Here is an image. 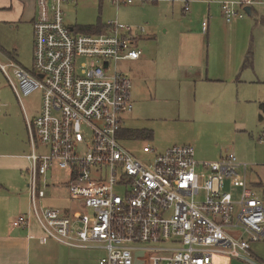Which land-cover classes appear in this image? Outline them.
<instances>
[{
  "label": "built area",
  "instance_id": "2783aa9c",
  "mask_svg": "<svg viewBox=\"0 0 264 264\" xmlns=\"http://www.w3.org/2000/svg\"><path fill=\"white\" fill-rule=\"evenodd\" d=\"M77 1L36 0L37 74L14 63L1 65L20 100L42 93L35 122L27 116L29 214L18 216L13 228L28 229L34 219L42 244L101 248L106 254L99 264L251 261L252 244L264 239V200L247 182L248 165L234 154L199 162L190 145L163 152L147 145L144 161L128 152L120 134L123 116L134 108L132 81L120 67L142 51L133 28L117 21L108 23L106 33L75 34L64 6ZM183 2L189 11L190 3ZM255 4L261 3L233 0L221 7L231 22ZM58 185L67 186L78 205L44 208L48 191ZM236 188L239 199L232 193Z\"/></svg>",
  "mask_w": 264,
  "mask_h": 264
},
{
  "label": "rangeland",
  "instance_id": "374dc122",
  "mask_svg": "<svg viewBox=\"0 0 264 264\" xmlns=\"http://www.w3.org/2000/svg\"><path fill=\"white\" fill-rule=\"evenodd\" d=\"M133 1L114 6L107 0H78L64 6L66 23L75 27V34H93L80 28L96 27L108 21L133 28L150 25L157 32L155 47L158 49L167 39L163 35L165 29L171 31L176 25L178 30L173 19L181 15L182 3L178 0ZM260 12L264 15V11ZM201 22L202 19L193 20L192 26L197 27ZM225 23L222 16L212 18L208 39L217 44L215 55L222 63L227 62L228 57L235 59V56L251 54L252 66L242 69L238 80L205 83L201 91L198 82L199 85L191 84L170 75L146 76L150 68L143 69L141 74L143 79L149 77L147 81H140L136 78L138 75L129 70L132 64L121 65V70L132 81V99L137 97L139 101V105L134 103L131 113L123 116V125L129 129H148L152 137H120V143L143 161L147 158L143 150L147 145L159 152L176 145H190L199 162H215L234 154L240 163L248 165L247 182L263 198L260 185H264V119L260 121L259 117H264L261 110V103L264 104V27L257 26L249 15L231 24ZM237 24L241 27L237 28ZM149 41L151 39L137 44L143 55L154 48V43ZM34 51V29L27 26L11 31L0 27V156L17 153L24 156L32 152L27 116L35 122L41 110L42 93L36 91L20 100L1 65L14 63L35 75ZM7 71L17 84L14 69ZM21 165L26 168L30 163L24 158ZM239 174L244 175V169H239ZM51 177L49 175L48 180L52 181ZM0 180H4L6 186L21 188L24 193L29 190V178L23 172L0 170ZM240 192L237 188L232 190L235 199H239ZM73 204L78 205V202L70 197L69 188L58 185L48 191L43 207L71 209ZM23 206L27 209L29 203L23 202ZM37 230L36 226L34 232ZM105 254L101 248H75L54 240L41 244L35 239L30 260L31 264H99ZM249 258L251 261L244 257L230 258L226 264H264V239L252 244Z\"/></svg>",
  "mask_w": 264,
  "mask_h": 264
},
{
  "label": "crops",
  "instance_id": "0c3cea01",
  "mask_svg": "<svg viewBox=\"0 0 264 264\" xmlns=\"http://www.w3.org/2000/svg\"><path fill=\"white\" fill-rule=\"evenodd\" d=\"M107 1L116 6L112 1ZM183 1L178 0V3H182V16L178 15L173 19L177 23L178 30L175 29L176 25H173L171 31L169 28L165 29L163 35L167 39L160 44L158 49L155 47V43L158 41V35L153 26L149 25L145 28L132 27L133 33L137 37L135 41L136 47L139 42L151 39L149 42L154 43L153 50H156H152L153 52L150 51V55H143L142 52L138 60L127 61L132 64L129 69L130 72H135V76L138 75L136 78L142 81L141 74L143 73V69L150 68L148 74H145L146 76L164 78L170 75L176 77L175 79L191 84L198 82L201 84V91L205 89V83L238 80L241 77L242 69L246 68L244 65L248 59L251 62L249 66H252L251 54L247 53V56L242 54L240 58L235 56V59H229L228 57L227 62L222 63L217 59V54L215 55L218 49L217 44H214L211 38L208 39L211 31V19L218 18L219 16L224 18L221 4L222 2L233 0H185L190 3L189 11L184 10ZM254 1L260 2L261 4L253 5V14L249 16L256 20L257 26L264 27V15L260 12V10L264 11V0ZM36 8V0H0V27L7 28L11 31L21 30L27 26L33 29ZM200 19H202L201 24L199 23L197 27L192 26L193 20ZM224 20L226 25L232 23V21L227 22L225 18ZM236 20L241 19L237 18ZM204 21H208L206 29L203 27ZM109 22L111 21L101 24L103 27L102 33L109 32ZM188 23L191 25H188ZM215 26L216 24L214 23L212 25V33L215 31ZM236 27L241 26L237 24ZM71 28L75 30V27ZM139 29L144 30L140 31ZM137 48L139 49V47ZM148 78L145 77L143 81H147ZM132 100L133 103H138L139 105L137 97ZM131 130L137 129H129L123 125L120 137L127 138L126 132ZM146 131L150 132L149 137H152V131L148 129ZM27 156L19 153L1 155L0 170H3V172L20 171L27 174L28 177L30 165L26 168H23L21 165V160L24 158L27 159ZM29 201V190L27 193H24L21 188L17 189L15 186L13 188L6 186V182L0 180V264H31L30 254L32 241L37 239L40 242L43 232L34 219H31L30 228L28 229L13 228L12 226L18 216L29 214V208L25 209L23 206V202L28 204ZM36 226L39 230L34 232Z\"/></svg>",
  "mask_w": 264,
  "mask_h": 264
},
{
  "label": "trees",
  "instance_id": "16d2710c",
  "mask_svg": "<svg viewBox=\"0 0 264 264\" xmlns=\"http://www.w3.org/2000/svg\"><path fill=\"white\" fill-rule=\"evenodd\" d=\"M263 23H264V21H263ZM102 28L103 27L101 26V24H99L96 27H94V26L83 27V28H80V30L87 31V32H90V33H93V34H100V33L103 32ZM250 64H251L250 59H248L245 62L244 67H247ZM261 110H262V112H264V104H261ZM259 118H260V121H263V119H264L263 115H260ZM126 135L128 137L145 138V137H149L150 136V132H148L146 130H131V131H127ZM260 188L262 189V197H263V200H264V185H260Z\"/></svg>",
  "mask_w": 264,
  "mask_h": 264
},
{
  "label": "water",
  "instance_id": "95a60500",
  "mask_svg": "<svg viewBox=\"0 0 264 264\" xmlns=\"http://www.w3.org/2000/svg\"><path fill=\"white\" fill-rule=\"evenodd\" d=\"M245 11H246V13L248 14V15H252L253 13H252V7H246L245 8Z\"/></svg>",
  "mask_w": 264,
  "mask_h": 264
}]
</instances>
